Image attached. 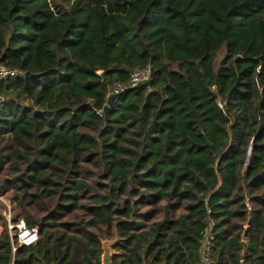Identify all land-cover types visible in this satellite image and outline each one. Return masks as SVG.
Masks as SVG:
<instances>
[{
    "label": "trees",
    "instance_id": "1",
    "mask_svg": "<svg viewBox=\"0 0 264 264\" xmlns=\"http://www.w3.org/2000/svg\"><path fill=\"white\" fill-rule=\"evenodd\" d=\"M0 63L25 73L0 79V197L43 221L13 251L1 211L0 264H101L116 234L112 264H203L211 222V264H264V0H0Z\"/></svg>",
    "mask_w": 264,
    "mask_h": 264
},
{
    "label": "built area",
    "instance_id": "2",
    "mask_svg": "<svg viewBox=\"0 0 264 264\" xmlns=\"http://www.w3.org/2000/svg\"><path fill=\"white\" fill-rule=\"evenodd\" d=\"M153 66L151 64L144 67H137L130 73L129 80L125 83H116L106 96V107H111L113 103H117L124 94L132 89H136L143 83L149 82L152 79ZM25 73L18 69H11L0 63V79L22 77ZM222 106V104L220 103ZM96 113L100 116L103 115V109H98ZM0 201L4 204L2 214L7 219L8 231L11 238L13 251H17L21 246H29L36 244L39 240V227H29L26 220L22 217L13 215V209L10 201L1 196ZM209 214L211 210H208ZM214 222L205 229L204 238L202 240V261L203 264H211L210 252L214 247L215 235L212 232Z\"/></svg>",
    "mask_w": 264,
    "mask_h": 264
},
{
    "label": "rangeland",
    "instance_id": "3",
    "mask_svg": "<svg viewBox=\"0 0 264 264\" xmlns=\"http://www.w3.org/2000/svg\"><path fill=\"white\" fill-rule=\"evenodd\" d=\"M50 1H51V4L53 5V7H54V9H55L56 11H58V12H63V13H64V12H67V11L70 9V7H71V5H72V3H73V0H50ZM85 167H86L87 170H91V169H93L92 166H90V165H85ZM4 169H5V170L0 174V181H1V182H2V181H5V180L12 181V179L14 178V173H12L8 167H5ZM87 175H88L90 181H101V182H102V181H106V180H104V179H100L99 176H97L98 179H97L96 177H92V178H91L89 172L87 173ZM13 197H14V192H13L12 190H9V191L7 192L5 198H6V200L10 201V203H11V205H12L13 215L16 216V217H19V216H18V214H19V209L17 208V203L14 201ZM164 204H165V202H164ZM165 205H166V204H165ZM3 209H4V204H3V202H2V203H0V214H1V211H2ZM148 209H150V208H148ZM148 209H147V207H146V208L141 207V211H145V210H148ZM182 213H185V210H184V209H180V210L177 212V215H181ZM34 214H36V213H34ZM75 214H76V215H81L82 212H81V211H77V212H75ZM43 215H44V214H40L39 216H43ZM164 216H167V217L172 216V215H171V211H170L169 209H163V210L161 211V213L159 214V216L156 217L154 220L162 219ZM249 221H251V218L249 219ZM248 225L251 226V224H249V222H248V223L245 225L244 230L242 231V236H243L244 239L247 238V237H246L247 235L245 234V232H246V229H247ZM37 226L39 227V225H37ZM39 229H40V227H39ZM113 231H114V235H115V229H114ZM106 240L117 241V240H119V238H118V235L116 234L115 237H113L112 239H103L102 242H103V241H106ZM113 243H114V242H113Z\"/></svg>",
    "mask_w": 264,
    "mask_h": 264
},
{
    "label": "water",
    "instance_id": "4",
    "mask_svg": "<svg viewBox=\"0 0 264 264\" xmlns=\"http://www.w3.org/2000/svg\"><path fill=\"white\" fill-rule=\"evenodd\" d=\"M208 145H211L208 142ZM43 224V221L39 224V227H41ZM249 224H251V221H249ZM250 225H248L245 234L247 235L246 237H249V233H250ZM114 242V243H113ZM119 240L117 241H112V240H106L102 242L103 245V254H102V262L101 264H112V259H113V255H112V245L116 246L118 244Z\"/></svg>",
    "mask_w": 264,
    "mask_h": 264
},
{
    "label": "crops",
    "instance_id": "5",
    "mask_svg": "<svg viewBox=\"0 0 264 264\" xmlns=\"http://www.w3.org/2000/svg\"><path fill=\"white\" fill-rule=\"evenodd\" d=\"M118 238H119V237H118ZM115 254H117V250H115V246L112 245V255H115Z\"/></svg>",
    "mask_w": 264,
    "mask_h": 264
}]
</instances>
